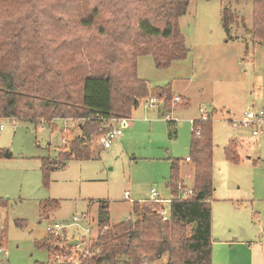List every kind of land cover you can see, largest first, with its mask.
<instances>
[{"label": "rangeland", "instance_id": "obj_1", "mask_svg": "<svg viewBox=\"0 0 264 264\" xmlns=\"http://www.w3.org/2000/svg\"><path fill=\"white\" fill-rule=\"evenodd\" d=\"M73 6L91 12L96 7L93 24L77 25L73 17L79 13L71 11ZM256 8L253 0H190L179 17L186 57L167 67H158L152 54L140 55L137 60V74L151 91L170 86L181 99L173 98L170 109H164V102L152 106L143 99L132 109L131 124L123 129L121 139L109 147L100 145L91 158L72 157L58 163L47 179L42 157L60 162L62 146L80 131L79 119L55 118V128L16 117L1 119L0 197L7 204L0 205V264H77L79 257L87 260L100 228L93 224L90 234L83 236L87 222L81 219L75 224L73 215L87 211L96 221L99 201L107 200L111 227L135 217L133 201L151 198L152 188L171 199L173 161H178L184 183L193 186L194 162L185 156L191 155L193 119L202 118L204 112L211 117L214 142L212 264H264V124L243 123L250 109L264 111V40L252 37ZM50 9L72 21V33L67 35L74 40L82 36L90 43L88 50H95L92 47L99 39L106 40L109 49L118 35L126 41V32L107 23L122 17L124 9L139 17L156 14L154 8H142L140 0H0V31L15 41L18 26L29 17L35 30L43 31L51 21ZM76 47L73 44L66 54ZM114 49L117 56L122 53L117 46ZM40 52L38 62L34 60L37 69L43 67L42 62L49 65ZM42 71L44 67L38 72ZM231 139L238 141V160L227 155ZM7 151L12 154L6 155ZM52 198L59 200V207L42 211L40 203ZM18 219L24 222L18 223ZM55 222L69 223L57 237L47 230V225ZM46 236H52L53 244L62 245L52 256L48 248L38 245ZM77 241L82 250L67 247ZM56 254L60 257L54 260Z\"/></svg>", "mask_w": 264, "mask_h": 264}, {"label": "trees", "instance_id": "obj_2", "mask_svg": "<svg viewBox=\"0 0 264 264\" xmlns=\"http://www.w3.org/2000/svg\"><path fill=\"white\" fill-rule=\"evenodd\" d=\"M140 1L142 8H154L155 16L139 17L130 9H124L122 17L107 21L110 27L126 32V41L119 40L118 35L110 49V44L104 39L95 40L92 47L97 49L95 51L88 50L90 43L82 36L75 40L69 37L67 34L72 33V21L59 16L55 9L48 10L51 21L43 31L41 28L35 30L30 17L29 21L18 26L15 41H9L0 31V120L16 117L55 128V118L79 119L80 131L62 146L60 162L42 157L46 179L58 163H65L72 157L95 156L100 145L103 146L100 143L105 131L103 118L129 117L136 107V98L142 102L148 97H156L159 103L164 102V109L172 106L174 93L170 86L151 91L137 74V60L140 55L152 54L158 67H167L172 61L186 57L188 49L180 30L179 17L186 12L190 0ZM253 1L257 8L252 37L259 42L264 40V0ZM78 7L71 8V11L76 9L79 13L73 17L77 25L93 24L97 18L96 7L93 12L86 8L82 11ZM63 18L68 20L70 27L65 25ZM224 25L227 30V20ZM131 35L135 39H131ZM73 44L84 47L72 48L67 55L65 50L70 52ZM115 46L122 51L119 56L115 49L112 51ZM40 51L45 55L44 60L49 62V65L45 62L40 64L45 68L42 72L38 71L43 67L37 69L34 61L40 59L39 55L36 56ZM197 127H200L199 132ZM212 132L211 117L193 119L189 155L194 162L193 193L182 195L188 186L179 175L178 161H173L169 183L172 196L167 219L159 212L161 203L149 198L133 201L135 217L109 227V203L107 200L99 201L95 223L100 228L99 234L92 245V254L84 264H144L162 258L161 264H212L211 200L215 189ZM63 138H66L65 134ZM237 146L238 141L231 139L227 146L229 158H240ZM6 204L7 200L0 197V205ZM59 204V200L52 198L41 202L40 207L42 211L50 212ZM17 222L23 223L24 220L18 219ZM52 236L38 242L40 247L48 248L50 255L62 246L59 242L53 244Z\"/></svg>", "mask_w": 264, "mask_h": 264}, {"label": "built area", "instance_id": "obj_3", "mask_svg": "<svg viewBox=\"0 0 264 264\" xmlns=\"http://www.w3.org/2000/svg\"><path fill=\"white\" fill-rule=\"evenodd\" d=\"M175 101H178L181 99L180 95H175L174 96ZM146 101L149 102L150 105L154 106L158 100L156 97H148L146 99ZM201 113L204 112L203 108H200ZM100 118H103V116H100ZM203 119H207L208 115L206 112L203 113L202 115ZM64 120H66V118H62ZM250 121H252L253 123L257 124V125H262L264 124V111L262 109H260L259 111H255V110H249L247 112L246 117L243 120L244 124H248ZM131 124V118L130 117H126V116H112V117H108V118H103V123H102V127L105 129L103 135L100 137V143L104 146V147H109L111 146V144L117 140L120 139L122 133H123V129H125L126 127H128ZM3 123L0 124V127H3ZM197 132L200 131V127H197ZM254 133H257L258 130L255 129L253 130ZM186 159H189V156L186 157ZM193 193V188H187L185 191L182 192L183 196H187ZM151 200H155L157 202L161 203V207L159 212L163 215L164 219H167L169 216V210H170V202L171 199L169 198H164L161 197L159 195V193L157 192L156 189L152 188L151 189ZM125 196L128 197L129 196V192H125ZM81 219H84L87 222V227H85V230L83 232V236L90 234L91 229L93 224H95L97 222V220L95 221L91 215L87 212V211H83L81 213H77L74 214L72 217V222L75 224H78L79 221H81ZM69 223H62V222H55L53 224H49L47 225V230L49 233L55 235V236H59L61 233L64 232L65 228H68ZM97 225V224H95ZM67 247L69 249H75V250H82L83 248H81V244L80 241H77L71 245H67ZM65 247V248H67ZM84 251L89 252L88 249H85ZM67 255L68 252H66ZM57 257L59 258L60 255L56 254V256H54V260L57 259ZM59 260V259H58ZM71 259H69L70 261ZM60 261V260H59ZM85 262L79 257V261L77 264H84Z\"/></svg>", "mask_w": 264, "mask_h": 264}, {"label": "water", "instance_id": "obj_4", "mask_svg": "<svg viewBox=\"0 0 264 264\" xmlns=\"http://www.w3.org/2000/svg\"><path fill=\"white\" fill-rule=\"evenodd\" d=\"M135 105H136V107H139L141 105V101L137 98L135 99ZM11 154L12 153L9 151L6 152V155H11Z\"/></svg>", "mask_w": 264, "mask_h": 264}, {"label": "crops", "instance_id": "obj_5", "mask_svg": "<svg viewBox=\"0 0 264 264\" xmlns=\"http://www.w3.org/2000/svg\"><path fill=\"white\" fill-rule=\"evenodd\" d=\"M78 123H79V121H78ZM68 130V129H67ZM120 139H121V137H120ZM65 140V139H64ZM186 157H187V155L185 156V160H187V161H190V159H186ZM193 173H194V171H193ZM184 181V180H183ZM193 186H191V187H189V188H192ZM151 196H152V194H151ZM150 197H148V198H144L143 200H146V199H149ZM252 264H254V261H252Z\"/></svg>", "mask_w": 264, "mask_h": 264}]
</instances>
